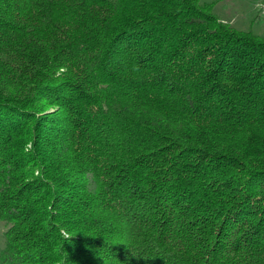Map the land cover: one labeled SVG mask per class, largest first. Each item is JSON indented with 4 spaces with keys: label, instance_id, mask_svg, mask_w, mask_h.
Wrapping results in <instances>:
<instances>
[{
    "label": "trees",
    "instance_id": "16d2710c",
    "mask_svg": "<svg viewBox=\"0 0 264 264\" xmlns=\"http://www.w3.org/2000/svg\"><path fill=\"white\" fill-rule=\"evenodd\" d=\"M0 222V264H264V36L0 0Z\"/></svg>",
    "mask_w": 264,
    "mask_h": 264
},
{
    "label": "rangeland",
    "instance_id": "374dc122",
    "mask_svg": "<svg viewBox=\"0 0 264 264\" xmlns=\"http://www.w3.org/2000/svg\"><path fill=\"white\" fill-rule=\"evenodd\" d=\"M210 3L211 11L223 22L236 29H247L264 36V0H198ZM4 225L0 222V250L3 246Z\"/></svg>",
    "mask_w": 264,
    "mask_h": 264
}]
</instances>
